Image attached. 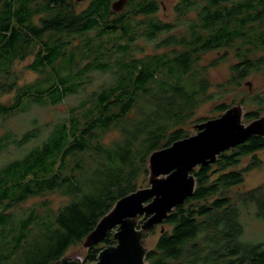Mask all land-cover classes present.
Listing matches in <instances>:
<instances>
[{"label":"trees","instance_id":"16d2710c","mask_svg":"<svg viewBox=\"0 0 264 264\" xmlns=\"http://www.w3.org/2000/svg\"><path fill=\"white\" fill-rule=\"evenodd\" d=\"M113 1L91 0L78 12L75 0H0V120L78 99L55 123L0 135V159L11 148L18 154L0 163V264H58L119 200L149 186L154 152L208 120L195 118L219 100L214 87L234 91L264 75V0H180L172 23L156 19L159 0H129L120 13ZM153 43L165 51L147 52ZM229 51L237 63L214 85L210 70ZM30 57L25 70L36 78L25 81L15 66ZM240 95L215 112L239 104L254 107L244 121L260 118L264 98ZM111 133L118 136L107 142ZM259 153L264 137L253 136L197 168L194 195L147 236L164 229L147 264H264V241H244L242 221L250 207L264 221V184L237 190L262 164ZM55 193L69 198L58 210L50 201L21 206ZM115 231L80 255L82 264H95Z\"/></svg>","mask_w":264,"mask_h":264},{"label":"water","instance_id":"95a60500","mask_svg":"<svg viewBox=\"0 0 264 264\" xmlns=\"http://www.w3.org/2000/svg\"><path fill=\"white\" fill-rule=\"evenodd\" d=\"M127 1L114 2L113 11L122 12ZM244 115L242 105H233L220 117L196 125V134L154 152L149 159V186L119 200L85 239L83 247L88 250L116 229L115 244L105 247L95 264H147V236L194 195V171L215 164L222 153L253 136L264 137V117L244 124ZM58 264L82 261L65 256Z\"/></svg>","mask_w":264,"mask_h":264},{"label":"rangeland","instance_id":"374dc122","mask_svg":"<svg viewBox=\"0 0 264 264\" xmlns=\"http://www.w3.org/2000/svg\"><path fill=\"white\" fill-rule=\"evenodd\" d=\"M180 0H159L160 4V11L156 15V19L172 23L176 19V13H175V6L179 3ZM75 7L77 11L84 10L89 2L84 0H75ZM180 32V30H178ZM165 37V36H164ZM155 44H150L146 46L147 52L150 53H161L165 51V49H157L155 50ZM225 54V50L217 51L208 53L204 58V63H208L213 61L216 58L221 57ZM33 61V58L30 57L26 59L22 63L16 64V70L19 72H24V80L25 81H32L36 78V76L30 72H27L25 70V67L27 65H30ZM237 63V58L235 57L234 52L229 51L228 56L225 61H222L219 66L215 69L210 70V80L214 85H222L224 84L228 76H230V67ZM213 92H215V95L219 97V100H213L209 103L203 104L199 110L197 111V115L195 120L200 119H214L217 117H220L222 114L219 112H215V107L219 103H226L231 104L232 102L238 103V101L242 98L241 93H246V95L253 96V95H261L264 98V75L262 74H254L250 78H248L246 81L243 82L242 86L234 91H227L222 92L219 90L218 87H214L212 89ZM78 102V99L76 97H70L68 98L64 103L61 105H58L56 107H48V108H41L39 106H32L30 110L25 113L21 114L15 118L8 119L6 121L0 120V135H2L6 130H12L16 133H24L25 131L30 130L35 125L37 126H43L46 123H55L58 121L59 118L64 117L67 114L68 108ZM239 105V104H236ZM245 114L248 112V110L254 109L253 106H249L247 108L244 107ZM260 117H264V113L261 114ZM207 121V120H206ZM203 123V122H202ZM244 124H249L250 122L243 121ZM201 124L197 123L196 125ZM196 125H191L188 129L192 132V135L196 134L198 131L195 130ZM46 132H43L41 137L43 138V135L45 136ZM118 136L117 133H111L107 137V142L111 141L112 139L116 138ZM41 138L36 140V142H39ZM35 143H31L29 147H32ZM17 153L14 148H11V151L9 153H4L3 157L0 159V163L4 161V159L10 160L12 158L17 157ZM259 159L262 160V164L252 170L251 172L247 173L245 176L244 184L241 188L237 190H250L253 188H256L257 186H260L264 184V155L262 153H259ZM251 161V157H245L239 165V168H243L247 166ZM69 198L64 197L58 193L46 195L43 197H38L35 199L30 200L25 205H21L22 208H27L31 206H35L40 204L44 201H50L52 204V208L54 210H58L63 204L68 202ZM256 210L253 207L248 208L243 212L242 221L245 226V233L243 236V240L250 243H259L264 241V221L259 220L256 217ZM143 221V220H142ZM140 220V222H142ZM161 233V228H157L156 232L147 238L145 240L146 247L151 248L153 247L159 237V234ZM86 252V249H84L83 245L72 248L69 253L67 254L68 257L71 259L80 258L81 261L82 257L80 255L84 254Z\"/></svg>","mask_w":264,"mask_h":264},{"label":"flooded vegetation","instance_id":"af4514ba","mask_svg":"<svg viewBox=\"0 0 264 264\" xmlns=\"http://www.w3.org/2000/svg\"><path fill=\"white\" fill-rule=\"evenodd\" d=\"M84 1L91 2V0H84ZM116 1H118V0H114L113 3ZM128 2H129V0L127 1L126 5L128 4Z\"/></svg>","mask_w":264,"mask_h":264}]
</instances>
